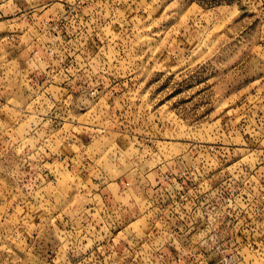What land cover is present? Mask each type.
Here are the masks:
<instances>
[{
  "label": "rangeland",
  "instance_id": "obj_1",
  "mask_svg": "<svg viewBox=\"0 0 264 264\" xmlns=\"http://www.w3.org/2000/svg\"><path fill=\"white\" fill-rule=\"evenodd\" d=\"M263 113L264 0H0V264H264Z\"/></svg>",
  "mask_w": 264,
  "mask_h": 264
},
{
  "label": "built area",
  "instance_id": "obj_2",
  "mask_svg": "<svg viewBox=\"0 0 264 264\" xmlns=\"http://www.w3.org/2000/svg\"><path fill=\"white\" fill-rule=\"evenodd\" d=\"M90 94L91 95H95V89L93 90H91L90 91ZM263 116H264V113L262 114V115H256V116H254L253 117V120H254V123H256V124H258L259 125V127L258 128H255L254 127V125H252V130H254L255 132H259V130H260V128H261V126H264V122H261V121H264V120H262L263 119ZM169 205V204H168Z\"/></svg>",
  "mask_w": 264,
  "mask_h": 264
}]
</instances>
